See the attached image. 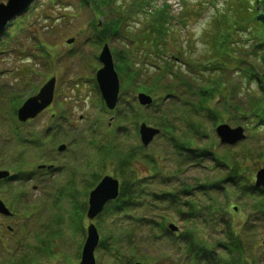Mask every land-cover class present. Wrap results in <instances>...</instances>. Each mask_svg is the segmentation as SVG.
I'll use <instances>...</instances> for the list:
<instances>
[{"label":"rangeland","instance_id":"1","mask_svg":"<svg viewBox=\"0 0 264 264\" xmlns=\"http://www.w3.org/2000/svg\"><path fill=\"white\" fill-rule=\"evenodd\" d=\"M97 1L33 0L0 35V169L17 175L12 182H0V199L9 207L10 215L13 213L12 217L0 215V264H21L24 257L28 264H79L90 223L95 224L100 235L94 252L96 264H114L116 260L115 250L112 253L103 247L105 241L110 247L114 245L123 257L116 264H216L211 253L191 255L185 244L168 236L170 233L161 235L159 231L167 229L169 221L176 224L180 232L196 229L202 233L201 240L208 242L210 251L218 256L219 264H225L222 262L225 257V261L242 257L244 264H264V215H258L260 212L252 208L253 198L244 195L243 181L236 186L238 180L228 178L241 166L244 171L249 167L251 178L255 180L256 172L264 167V126H260L258 134L254 135L250 119L228 114L225 123L231 128L245 127L246 137L226 146L220 142L212 120L202 123L197 126L198 130L193 127L196 134L190 137L192 145L188 148L202 149L203 153L198 155L196 149L193 157L188 154L187 160L183 159L184 153L177 151L175 145L171 146L164 134H160L147 147L149 155H153L152 160L134 162L133 173L140 180L138 186L130 166L123 168L117 156L123 150V155H130L142 145L138 134L142 120L136 121L138 125L135 126L134 120L121 122L125 120L121 115L135 106L143 121L157 117L165 106L171 107L172 103L167 101L173 95L161 88L162 96H153L160 106H153L154 102L145 107L138 105L135 87L123 91L121 88L117 108L109 110L105 105L102 107L96 81L97 71L102 67L98 56L107 44L115 69L116 55L128 57L132 49L134 57L131 60L141 69L142 79L149 85L155 84L158 81L151 70L153 64L162 60L163 64H173L171 55L187 54L189 58L198 53L202 48L201 34L208 28L209 19L216 11L224 10L229 0H140L144 3L143 9L132 12L134 0H109L111 5H121L123 19H126L121 24V34L103 38L96 35L93 23L102 27V21L108 15L96 18L99 12L92 7ZM6 2L0 0V3ZM157 9L168 13V26L176 41L170 34L172 40L168 41L166 53L155 60H143L142 50L145 49L135 43V36L150 19V12ZM187 36H193L189 41L192 46L185 42ZM71 39L73 41L69 43ZM183 59L174 61V67L182 66ZM138 62L140 64L136 65ZM51 77L56 78V88L50 107L34 120L20 123L16 117L18 106L37 93ZM233 77L236 83L239 82V76ZM246 85L244 81L242 87ZM159 86L162 85L159 83ZM244 92L248 93L246 88ZM252 92L257 94L256 89ZM214 102L220 107L218 99ZM20 134L28 139L37 138L43 150L18 141L22 139ZM108 144L114 151L112 160L106 155L111 149L106 152L102 149ZM58 145H66V150L59 152ZM248 150L252 152L251 158L243 159V151ZM212 152L225 156L220 160L221 166L216 165L217 169L210 168L215 165L210 158ZM183 161L187 165L179 166L178 163L185 165ZM42 163L53 164L56 170L39 172L37 166ZM20 164L21 171L24 170L22 176L16 171ZM66 171L76 176L72 177L80 191L77 193L78 210L72 212L67 211L65 199L57 202L60 184L69 178ZM97 171L99 175H95ZM121 173L126 178L129 176L131 186L127 193H133L130 209L126 214L121 209L122 212H117L119 215L113 216L115 212L111 214L105 207L90 221L86 217L90 188L85 185L106 174L118 178L121 183L118 176ZM213 175L219 179V189L207 186L212 184L209 178ZM163 177L166 182H161ZM134 181L136 185H133ZM175 190L178 197L174 201L163 195L165 191ZM213 200L218 203L220 212L209 218V224L218 226V233L216 227L214 232L204 224L201 217L207 216L202 209ZM180 209L184 211L183 215ZM79 212L82 213L81 229L76 224L70 228L69 215L73 218ZM186 212H194V219L189 220ZM54 216H60L57 222H54ZM230 228L238 231L236 238L245 241L244 244L229 242L226 237ZM52 231L59 232V236L48 237ZM112 236H117L118 240L114 241ZM47 238L50 239L48 251H44L42 240ZM198 256L203 258L197 259Z\"/></svg>","mask_w":264,"mask_h":264},{"label":"trees","instance_id":"2","mask_svg":"<svg viewBox=\"0 0 264 264\" xmlns=\"http://www.w3.org/2000/svg\"><path fill=\"white\" fill-rule=\"evenodd\" d=\"M133 3L130 12L132 10L140 11L143 9L144 3L142 1L134 0ZM92 8L94 11L99 12L96 18H99L102 14L108 15L106 19H103L102 27L93 23V30L97 36L103 38L109 34H121L120 27L126 19H123L124 15L120 10L121 5H116V3L115 5H111V3L109 4V0H99ZM169 19L170 17L166 11L157 9L152 13L150 12V19L146 21L143 29L139 31L140 33H136L135 43L140 44L139 46H143L145 49L142 50L143 60H155L168 50V41L174 40V34L168 26ZM208 23V28L201 34L202 48L198 50V53L193 56L190 55L189 58L186 56L187 54L185 56L183 54L180 56L171 55V58H174L173 64L170 62L163 64V60L161 63L153 64V69L151 70H153L155 79L158 81L155 84L149 85L146 80L142 79L141 69L136 68L135 64L132 63L133 60L129 58H133L134 56L132 49L128 53V57H119L116 55V70L122 81L123 90L128 88L134 89L135 87L136 90L144 91L155 97V95L162 96V91H160L162 88L163 91L168 90L167 92L173 95L172 99L167 101V103L169 101L172 103L171 107L165 106L161 115L145 118L144 121L160 128L162 134L166 137V141L171 146L175 145L177 151L184 153V160H187L188 154L193 157L194 151L198 149L188 147L192 145V139L190 140V137L196 134V132H193V127L198 130L197 126H200L202 123L210 120L213 121L214 125L226 122L228 114L235 113L239 118L250 119L253 122L250 129L254 135L258 134L260 126H264V0H229L225 9L216 11ZM170 34L173 36L172 39L170 38ZM186 38H188V41L185 42L190 45L189 41L193 40V36H187ZM182 52L185 51L183 50ZM178 58L180 60L184 58L183 64L182 66L174 67V61ZM138 64L140 63H136V65ZM258 68H260V72ZM233 75L239 76V82H235ZM244 81L247 83L246 87H242ZM159 83L162 86H159ZM245 88L248 93L244 92ZM254 89L257 91L256 95L252 92ZM177 91L180 94H177ZM217 99L220 107L214 102ZM153 106L159 107L160 105L155 102ZM122 117L125 118V120L121 121L123 123L130 120H134L133 122L138 120L143 121V117L140 118L135 106L129 107L127 112L121 115V119ZM135 126H137V122ZM182 128L189 130L181 132L183 131ZM21 137L22 139L18 140L21 143L28 142V145L35 149L42 147V143L35 137L32 139H28L22 135ZM111 146L108 144L105 147L103 146L102 149L106 152ZM199 148L203 147L200 146ZM110 149L106 154L110 157H106L112 160L113 157L111 154L113 155L114 151L112 148ZM201 152L203 153V150L198 149L197 154L199 155ZM206 152L204 150V153ZM135 153H137L136 156ZM212 153L210 158L214 160L213 163L215 165H211L210 168L217 169L216 165L221 166L220 160H223L225 156L221 157L219 153H217L218 155H215L214 152ZM251 153L250 150L243 151V159L247 156L251 158ZM123 154L124 150L123 153L118 154V161L123 165V168L130 166L129 169L132 175L135 174L133 173L134 162H139L142 159L150 161L153 158V155H149L142 145L136 147L135 151L130 152V155ZM183 162L185 165L178 163L179 166L184 167L187 165L185 161ZM21 166L22 164L19 165V169L16 171H20L22 176L24 170L21 171ZM155 166L157 167V165ZM152 168H154V165ZM244 169L245 171L242 170L241 166H238L236 172L228 175V178H231L232 181L234 179L238 180L235 183L236 186H239L243 181V185H245L244 195H250L253 198L252 208L260 212L258 215H264V189H257L254 185V180L251 178V169L249 167ZM65 173L69 175V178L66 182L60 184L57 202L60 199H65L68 204L67 211L72 212V210H78L79 207V201L77 200L79 190L75 186L76 182L74 177H72L74 174H71L69 171ZM96 173L95 175L100 174L99 171ZM118 176L121 177L120 196L115 202L110 203L107 208L111 214L115 212L113 216L119 215L117 212H122L121 209L126 214L133 201V193H127L128 188L131 186L129 176L126 178L123 173ZM134 176H136L137 185L140 184L138 175L136 174ZM216 176L213 175V177L209 178L212 184L207 185L208 187L219 189V179ZM99 177L92 179V184L90 181L85 186L88 188L93 187L97 184ZM225 179L223 177V180ZM161 180V182H166L164 177ZM133 185H136L135 181ZM237 190L240 192V189ZM163 195L172 201L178 197L176 190L172 192L165 191ZM16 199H19V196ZM213 201L203 207L202 210L207 212V216L202 215L201 217L204 224L210 226L214 232L216 227V232L218 233L220 232V229L217 228L218 226L209 224V218L216 217L220 212L218 203L215 200ZM179 212L183 215L184 211L180 209ZM186 214L189 220L194 219V212H186ZM54 217V222H57L58 218H60V216ZM81 217L82 213L80 214V212L73 218L69 215L70 228L73 224H76L80 225L81 229ZM71 221L75 222L71 223ZM237 232L233 228L228 229L227 234L229 235L226 238L230 243L236 242L244 244L245 241L236 238ZM47 236L50 238L56 237L59 236V232L52 231ZM168 236L176 241L179 240L183 245L185 244L187 247L186 250L191 255L211 253L214 263L219 264L218 260H216L218 256L210 251L211 247L207 244V241L205 243L204 240H201L203 239L201 237L202 233L198 230L193 229V231L186 230L185 232L170 233ZM112 239L116 241L118 237L112 236ZM42 241L44 242L42 250L48 251L50 239L47 238ZM103 247L112 253L115 250V253H113L114 257H116L114 264L123 260L122 255L119 254V251L114 245L110 247L105 241L103 242ZM198 258L202 259L203 256H198ZM225 259L226 257L222 260L225 264H244L242 257L227 258L228 262ZM129 261H131V257ZM21 264H28L25 257L22 259Z\"/></svg>","mask_w":264,"mask_h":264},{"label":"water","instance_id":"3","mask_svg":"<svg viewBox=\"0 0 264 264\" xmlns=\"http://www.w3.org/2000/svg\"><path fill=\"white\" fill-rule=\"evenodd\" d=\"M33 0H7L6 3H0V35L7 29L8 24L14 18L23 14L31 5ZM73 39L69 41L71 43ZM99 61L102 67L97 71L96 80L109 109H114L119 99V77L115 70L113 56L107 44H104L99 56ZM56 79L52 77L39 90V92L29 97L18 109L17 118L21 122H26L37 117L45 110L53 101ZM138 102L143 106L152 104L153 99L146 93L137 95ZM139 133L142 143L147 146L153 139L159 135L160 130L143 122L139 126ZM216 133L220 138L221 143L226 145H234L244 139L243 128H231L228 124H220L216 127ZM66 149V145L58 146L59 151ZM45 165H40L38 168H45ZM52 168V166H48ZM10 177L8 171L0 170V179ZM256 187H264V167L259 169L255 175ZM119 180L111 175H105L101 181L90 191L88 197V209L86 217L91 221L97 217L105 205L118 197L119 195ZM235 209H237L235 207ZM0 213L10 215L9 209L0 200ZM171 232H176L178 227L174 224L168 225ZM100 241V235L94 223H90L87 227V236L82 249L81 261L79 264H96L95 249ZM264 243V242H263ZM135 264H142L137 262Z\"/></svg>","mask_w":264,"mask_h":264},{"label":"bare ground","instance_id":"4","mask_svg":"<svg viewBox=\"0 0 264 264\" xmlns=\"http://www.w3.org/2000/svg\"><path fill=\"white\" fill-rule=\"evenodd\" d=\"M168 231H169V227H167V229H165V230H160L159 232L161 233V235L163 233L165 236L166 234H168Z\"/></svg>","mask_w":264,"mask_h":264},{"label":"flooded vegetation","instance_id":"5","mask_svg":"<svg viewBox=\"0 0 264 264\" xmlns=\"http://www.w3.org/2000/svg\"><path fill=\"white\" fill-rule=\"evenodd\" d=\"M1 182V181H0Z\"/></svg>","mask_w":264,"mask_h":264}]
</instances>
